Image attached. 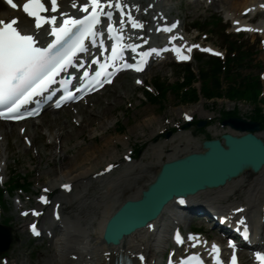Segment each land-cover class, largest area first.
<instances>
[{
	"label": "rangeland",
	"instance_id": "rangeland-1",
	"mask_svg": "<svg viewBox=\"0 0 264 264\" xmlns=\"http://www.w3.org/2000/svg\"><path fill=\"white\" fill-rule=\"evenodd\" d=\"M186 7L183 10L184 17L188 21H203L212 15H220L219 5L217 0L208 9L203 8L204 5L200 3H184ZM250 44L254 47L250 49H257V52L251 56V63L246 68L240 69V72L244 75L246 73L256 74L264 70V50H261L260 46L256 43L252 44L251 41L253 37L249 38ZM218 43V42H217ZM257 61V62H256ZM259 61V62H258ZM261 61V62H260ZM194 71L197 72L198 64L192 62ZM206 66V65H205ZM204 66V67H205ZM180 69H177L170 64H159L151 67L145 74V77L154 79V77H159L161 80L170 84L181 78ZM209 78H204L203 92L215 91L212 87H207L206 83ZM195 83V84H194ZM193 84L195 86L199 85V81L195 80ZM226 85V83H225ZM167 87H164L166 90ZM169 89L178 94L179 85L171 84ZM139 90L134 87L132 83V77L130 75H122L119 80L110 88H108L101 97L95 96L92 101L95 103L94 111L84 112V123L82 127H74L70 121V116L72 112L69 109L60 110L57 113H52L50 111L45 112L41 118L39 127L35 131L34 144L36 146V152L34 149L26 146L22 141L21 137L17 133V127L19 124L8 126L12 128L11 133L7 135V154H6V169L5 176L6 179L10 175V169H15L17 172H24L27 174V178L32 181V189L35 190L36 182L51 185V180L58 178L65 171L71 168L79 169L80 167H89L92 171L100 169L107 159H114L120 157L122 151H124L128 146H133L134 143L138 145L142 144V149L140 151V156L137 158V162L134 166H130L133 173L143 172L149 174L156 169L159 161H162L157 155L158 147H162L167 150L165 154L172 152L173 147L183 148L182 151L176 153H182L189 148H184L188 143L191 144L192 149H198L200 141L205 138L207 134L211 136H218L224 131L220 127L215 128L214 125L205 127L202 130L190 133L189 131L177 132L170 139H165L164 136H159L156 134L158 129H161L163 117H169L178 119L181 110H189L195 113L196 118L203 119L205 117L204 107H219V102H221L224 107H229L224 100H216L215 104H211L208 100H201L199 102H182L178 99L175 94L168 92L166 94V100L163 102L165 104L164 109H158L156 104H152L149 101L141 102L137 94ZM118 94V96L116 95ZM109 100V105L105 104V101ZM87 108L86 106H82ZM163 107V105H162ZM203 107V108H202ZM128 109L129 113L124 114V110ZM81 110V109H80ZM125 115L122 119L121 115ZM127 116V117H126ZM120 121L124 129L123 131H116L117 122ZM27 125V123H26ZM45 125L50 131L49 134L43 135L40 132ZM119 125V124H118ZM33 130L36 126L33 122L28 123V128ZM7 127V128H8ZM58 135L56 143L59 142L60 148L55 149L53 144L48 145L45 141L48 135ZM29 135V134H28ZM109 135L115 136L118 140V144L114 145L112 141L107 142ZM31 137V135H30ZM67 137V138H66ZM67 139V142H63ZM126 139V141L124 140ZM0 139V153L5 154L4 145L2 144L5 140ZM174 140V142H172ZM125 142V145L123 144ZM165 143V144H164ZM167 144V145H166ZM181 144V145H179ZM104 146H107V150H103ZM176 145V146H175ZM117 146V147H116ZM136 146V145H135ZM65 147V148H64ZM106 147V148H107ZM116 151L114 157L109 156L112 150ZM4 150V151H3ZM56 151V155L54 151ZM80 157V158H78ZM81 162H79V160ZM80 163V165L78 164ZM124 166H118L117 170L113 172L112 177L122 174ZM90 169V170H91ZM89 170V171H90ZM89 194L90 196L97 194L102 190L104 186H107V182L97 179H91L88 174ZM126 176L123 180L115 182L116 185H123L127 182ZM64 178V177H63ZM61 178H58L60 180ZM256 179L255 174L245 173L239 179L240 181L232 185V189H226L220 192L219 196L216 198L219 203L234 205L238 202H245L249 198L248 187L250 184L254 183ZM146 182L145 177L138 179H133V185H138V183ZM113 193V191H112ZM73 202V201H72ZM68 204L67 200L64 201V213L69 214L75 208V204ZM72 204V205H71ZM4 216L9 217V224L12 225L13 234L16 237V243L10 245L9 253L11 257L23 258L26 264H48L51 254H54L53 245H48L45 247L43 245L41 248L36 247L31 240L23 226L25 220L19 218L16 214L14 208L9 206V208L4 212ZM2 217V216H1ZM1 220V218H0ZM190 223L187 222L185 226L189 227ZM186 227V228H188ZM207 230V226L205 227ZM49 242H45V244ZM40 250H39V249ZM36 251V253L29 258L30 252ZM39 250V251H38ZM43 253V255H42ZM161 258V253L157 254V263H159ZM32 260V263H30Z\"/></svg>",
	"mask_w": 264,
	"mask_h": 264
},
{
	"label": "snow or ice",
	"instance_id": "snow-or-ice-1",
	"mask_svg": "<svg viewBox=\"0 0 264 264\" xmlns=\"http://www.w3.org/2000/svg\"><path fill=\"white\" fill-rule=\"evenodd\" d=\"M6 3L13 9L22 8L23 13L27 17L34 18L35 33L24 31L18 21L20 17L12 16L9 19L0 18V117L8 119H19L20 113L24 105L29 104L35 97L41 94L48 93L49 96L55 90L54 85L59 83L60 87L64 89V95L60 97L61 100L71 99V93L66 85L68 80L62 77V74L68 73L70 68L81 67L78 57L79 53L88 51L86 41L91 42L93 46L97 44V38L101 36L98 25L101 27V16L107 17V32L111 36V56L108 60L101 63L95 74L91 77L92 81L99 84L100 77H108L111 72L107 71L109 64L116 67H132L140 70L144 63V58L148 56L149 52H157V49H149V52H141L140 60L137 64L119 65L117 62L121 58L124 49L131 48L136 50V45H129L122 43L123 40L121 31L113 26L112 13L105 9V4L109 7L114 6L122 9L121 0H80L77 5L76 0H72V7L76 8L80 14L78 16L67 15L64 11H57L61 5L59 0H23L22 4L14 2V0H6ZM91 8L89 11L88 9ZM57 15L62 18V22L57 20ZM125 14L121 11V18ZM133 28L143 27V25L128 15ZM52 25L51 31L46 32L47 36L52 37L46 45L38 43V33L45 30L46 25ZM57 24L59 26H57ZM123 25V19H121ZM176 25L172 24L171 28ZM159 31V29H156ZM170 31V28H165ZM175 37L170 36L169 40ZM100 47L103 48L104 41H99ZM190 50V49H189ZM173 51L177 53V59H188V56L182 55L176 47ZM205 51H212L205 49ZM220 55V53H216ZM90 74L85 71L84 78L87 79ZM70 79V77H69ZM83 87V85H81ZM56 106H59L57 102ZM35 109L25 113L28 115L34 114ZM111 167V165H109ZM67 188L68 185H63ZM41 201L46 202L44 196H40ZM235 211H241L236 209ZM34 214L36 213L33 210ZM35 231V229H33ZM247 230L245 229V232ZM190 240L195 239L189 235ZM246 238V237H245ZM178 243H183L180 235H176ZM196 243H200L197 239ZM229 245L235 247L230 240ZM215 264H224L219 256V249L217 245H212ZM256 260L259 264H264V254L256 253ZM144 258L141 256L140 258ZM190 261L194 264H203V261L198 257H190ZM229 264H237V256L233 252Z\"/></svg>",
	"mask_w": 264,
	"mask_h": 264
},
{
	"label": "bare ground",
	"instance_id": "bare-ground-1",
	"mask_svg": "<svg viewBox=\"0 0 264 264\" xmlns=\"http://www.w3.org/2000/svg\"><path fill=\"white\" fill-rule=\"evenodd\" d=\"M217 1L220 2L221 4L226 3L227 7H230L232 9L236 7L239 10L241 7L248 4L250 0H217ZM12 13H16V12L11 11L7 6H5L4 3L2 4L0 2V17ZM58 111L59 110H53L52 112L56 113ZM84 118L85 116L82 117L81 115L80 125H82L81 122L84 121ZM31 120L35 122L34 119H28L24 122H28V121L30 122ZM0 124L4 125V127L0 126L1 134L7 135L9 130L5 126L7 125L12 126L15 123L0 121ZM65 141L67 142V139L63 140V142ZM107 142L108 143L110 142L109 138H107ZM3 145L6 148L7 146L6 140L3 142ZM103 147H104L103 150L108 149L107 146L103 145ZM186 148L189 149H186L185 152L190 151L191 145L187 144ZM111 155L115 156L114 150H112ZM175 156L176 154L174 152H171L167 157L166 156L165 157L170 159ZM79 162L81 161L79 160ZM78 164L80 165V163ZM78 167L79 169L76 168L68 169L58 178L64 177L66 178V180L78 181L79 179L84 177V175L91 169L89 167H80V166ZM123 174L125 176H129L131 174V177L127 179V182L125 184L116 185V187H113L112 190L113 193L111 197L108 196L109 188L104 191H100L99 194L95 197H92L90 201H88L87 199H81L80 197H78L79 195H75L74 197L69 196V199L67 201L72 202L73 199V201L76 202L75 209L71 215L65 217L66 220L65 219L62 220V223L65 225V230L63 234L56 236L53 240V244L55 247V251H54L55 255H52L50 259L52 262H54V264H65V263L88 264L89 262L91 264H111L112 257L121 248L124 249V252L127 253L129 252V254L132 252L143 251L146 254V258H147L146 261L148 262V264H151L150 256H152V254H154L157 249L164 248L166 246L165 229L169 225L168 221L170 220V218L164 220V215H166L165 212L171 208L172 204L167 205L164 208L163 213L158 217L159 219H157L156 221L157 225H154L155 230H153L152 232H150L148 228L144 230L136 231L131 235H129L128 237H126L117 246L116 245L106 246L105 243L100 239L102 226L104 220L106 219V216L117 205L124 202L125 200L137 199L140 196L139 192L143 185L132 186L133 179L145 177V179H147L148 181L153 177V175L150 173L149 174L133 173L132 169L130 168L124 169ZM58 178L51 180V186L56 185L57 183L63 180V179L58 180ZM233 182L229 183L226 188L228 189ZM252 185H253L252 197L249 201L250 207H253L255 205V202L259 199V197L262 196V198L260 199V205L264 200V168H262V170L258 172L255 183L251 184V186ZM221 191H222L221 189L202 190L196 193L193 196V198H197L200 196L209 198V196H211L212 193H217L214 194L217 196L219 195L218 193ZM82 192L83 191H79L78 193H82ZM108 198H110V200H108ZM93 224L95 225V227L91 228ZM106 251H110L109 253L110 257L108 256V260L106 259V254L104 255V252ZM70 254H73L75 257H77V259L75 260L71 259L69 256ZM132 263L139 264L135 256H132Z\"/></svg>",
	"mask_w": 264,
	"mask_h": 264
},
{
	"label": "water",
	"instance_id": "water-1",
	"mask_svg": "<svg viewBox=\"0 0 264 264\" xmlns=\"http://www.w3.org/2000/svg\"><path fill=\"white\" fill-rule=\"evenodd\" d=\"M228 122L242 129L247 128L249 130H254L257 128L256 125H239L230 120ZM221 138L224 139L223 143H220L219 139L204 141V151L190 153L163 164L157 175L159 180H164V174H162L163 170H167L170 167L213 163V165L205 171L197 167L192 169L190 179L192 183L195 182L193 186L187 185L188 182L186 181L180 182L179 180H173L175 183L167 182L166 185H160L162 191L161 195L155 201L151 210L143 215L139 221L135 222L133 226L144 224L147 220L154 217L160 211L162 205L173 196L192 193L204 187L217 186L245 169L256 171L261 164L264 163V144L253 133L249 132L242 135L222 134ZM211 175H215L214 178H210ZM151 187L152 184H149L146 192H148ZM143 197L144 196L141 198L142 200L126 202L122 207L130 203L139 204L144 202ZM113 218L114 216H112V219Z\"/></svg>",
	"mask_w": 264,
	"mask_h": 264
},
{
	"label": "trees",
	"instance_id": "trees-1",
	"mask_svg": "<svg viewBox=\"0 0 264 264\" xmlns=\"http://www.w3.org/2000/svg\"><path fill=\"white\" fill-rule=\"evenodd\" d=\"M239 59H243V57H240ZM210 66V73L204 72L203 76L206 78H209L208 82L210 84V87L214 89L215 91H207L206 94L208 96L214 95V94H219L220 89H219V82H218V76L220 72L225 73V79H231V74L229 68L222 70L220 68L219 63L216 60H207L206 61ZM189 73V72H188ZM239 75V74H236ZM193 74L189 73V75L186 78V81L181 83L182 84H188L192 80ZM241 87L235 89L234 86L229 84V89L227 91V95L231 98L234 97H247L250 93L256 94L259 88V82L256 78V76L250 77L248 80V76L242 78V81L240 83ZM208 87V86H207ZM184 96H187V93L184 94ZM189 98L195 99L196 97L193 94V90L189 93Z\"/></svg>",
	"mask_w": 264,
	"mask_h": 264
}]
</instances>
